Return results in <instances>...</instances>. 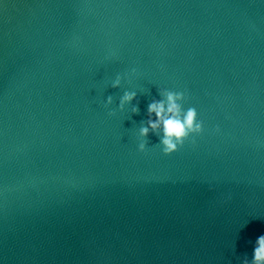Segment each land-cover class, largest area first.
<instances>
[{
    "label": "water",
    "instance_id": "water-1",
    "mask_svg": "<svg viewBox=\"0 0 264 264\" xmlns=\"http://www.w3.org/2000/svg\"><path fill=\"white\" fill-rule=\"evenodd\" d=\"M162 89L205 129L168 157L137 150ZM260 235V0H0L4 264H244Z\"/></svg>",
    "mask_w": 264,
    "mask_h": 264
},
{
    "label": "clouds",
    "instance_id": "clouds-1",
    "mask_svg": "<svg viewBox=\"0 0 264 264\" xmlns=\"http://www.w3.org/2000/svg\"><path fill=\"white\" fill-rule=\"evenodd\" d=\"M260 3L264 4V0H260ZM119 85L120 78L117 77L113 87ZM160 95L162 99L148 105L149 119L147 126L141 127L139 130L140 142L137 145V150L140 153H146L149 150L146 141L151 131V133L160 134L159 149L163 156L168 157L182 149L185 141L191 137L202 135L205 129L203 121L198 119L195 107H188L185 110V93L162 89ZM135 98V91L125 92L120 102L121 109L124 105L131 104ZM108 102L111 103V97ZM132 112L135 114L138 109L133 107ZM0 264H4L3 258H0ZM244 264H264V235H260L256 239L251 261L245 260Z\"/></svg>",
    "mask_w": 264,
    "mask_h": 264
}]
</instances>
